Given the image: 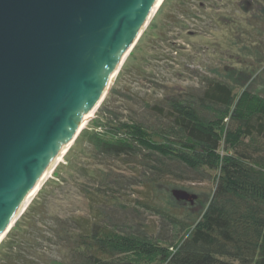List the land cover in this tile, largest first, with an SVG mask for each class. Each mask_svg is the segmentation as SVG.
Returning <instances> with one entry per match:
<instances>
[{
  "label": "trees",
  "instance_id": "obj_1",
  "mask_svg": "<svg viewBox=\"0 0 264 264\" xmlns=\"http://www.w3.org/2000/svg\"><path fill=\"white\" fill-rule=\"evenodd\" d=\"M200 83L138 98L125 114L107 107L105 129L91 136L92 159L105 166L92 176V216L54 218L48 237L20 242H61L66 262L48 264H264V96L215 76ZM165 178L215 181L195 222L125 197ZM139 207L159 217L155 232Z\"/></svg>",
  "mask_w": 264,
  "mask_h": 264
},
{
  "label": "rangeland",
  "instance_id": "obj_2",
  "mask_svg": "<svg viewBox=\"0 0 264 264\" xmlns=\"http://www.w3.org/2000/svg\"><path fill=\"white\" fill-rule=\"evenodd\" d=\"M202 76L226 79L237 92L244 87L264 96V0H163L94 114L1 238L0 264L66 262L67 249L61 242L20 241L34 235L48 237L54 218L92 216L88 201L92 176L105 166L92 159L91 136L105 129L107 107L125 114L122 109L138 98L155 102L194 89L201 85ZM214 188V180L165 178L148 189L129 190L125 197L193 223L206 208ZM174 189L196 198L192 203L177 201L171 193ZM35 202H39L41 213L30 215ZM153 213L139 207V222L155 232L159 217Z\"/></svg>",
  "mask_w": 264,
  "mask_h": 264
},
{
  "label": "water",
  "instance_id": "obj_3",
  "mask_svg": "<svg viewBox=\"0 0 264 264\" xmlns=\"http://www.w3.org/2000/svg\"><path fill=\"white\" fill-rule=\"evenodd\" d=\"M157 1L0 0V240L107 94Z\"/></svg>",
  "mask_w": 264,
  "mask_h": 264
},
{
  "label": "bare ground",
  "instance_id": "obj_4",
  "mask_svg": "<svg viewBox=\"0 0 264 264\" xmlns=\"http://www.w3.org/2000/svg\"><path fill=\"white\" fill-rule=\"evenodd\" d=\"M162 2H163V0H158V1H157L156 6H155V8H154L153 15L157 12V10H158V8L160 7V5L162 4ZM153 15H152V16H153ZM127 56H128V55H127ZM127 56H126V57H127ZM126 57H125V59H126ZM125 59L122 60L120 66H122V64H123V62L125 61ZM120 66H119V68H120ZM117 72H118V71H117ZM97 105H99V102L94 106V108H93V109L88 113V115L83 119L82 124H81V126H80V129H82V128L85 126V124H86V122L88 121V119L94 114V112H95V110H96V108H97ZM66 150H67V149H63V150L57 155V157L55 158V160H54L53 163L51 164L50 168L46 171L45 177H47V176L50 174V171L52 170V168L54 167V165H55L58 161H60V160L62 159V157H63V155L65 154ZM35 190H36V189H34V191H32V193L29 195V197H31V196L36 192ZM29 199H30V198H29Z\"/></svg>",
  "mask_w": 264,
  "mask_h": 264
},
{
  "label": "flooded vegetation",
  "instance_id": "obj_5",
  "mask_svg": "<svg viewBox=\"0 0 264 264\" xmlns=\"http://www.w3.org/2000/svg\"><path fill=\"white\" fill-rule=\"evenodd\" d=\"M256 1V0H255Z\"/></svg>",
  "mask_w": 264,
  "mask_h": 264
}]
</instances>
